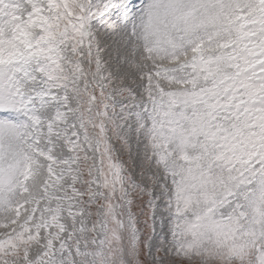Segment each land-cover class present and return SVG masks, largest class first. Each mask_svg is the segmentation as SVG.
I'll return each mask as SVG.
<instances>
[{
    "label": "snow or ice",
    "instance_id": "obj_1",
    "mask_svg": "<svg viewBox=\"0 0 264 264\" xmlns=\"http://www.w3.org/2000/svg\"><path fill=\"white\" fill-rule=\"evenodd\" d=\"M0 264H264V0H0Z\"/></svg>",
    "mask_w": 264,
    "mask_h": 264
}]
</instances>
